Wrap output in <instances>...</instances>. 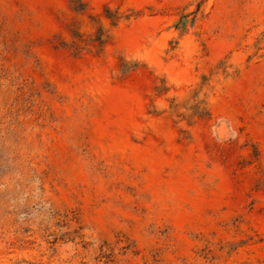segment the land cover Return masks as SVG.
Wrapping results in <instances>:
<instances>
[{
    "label": "rangeland",
    "instance_id": "1",
    "mask_svg": "<svg viewBox=\"0 0 264 264\" xmlns=\"http://www.w3.org/2000/svg\"><path fill=\"white\" fill-rule=\"evenodd\" d=\"M85 2L0 0V264H264V0Z\"/></svg>",
    "mask_w": 264,
    "mask_h": 264
},
{
    "label": "trees",
    "instance_id": "2",
    "mask_svg": "<svg viewBox=\"0 0 264 264\" xmlns=\"http://www.w3.org/2000/svg\"><path fill=\"white\" fill-rule=\"evenodd\" d=\"M72 9L80 14L85 15L88 12V3L85 0H71ZM90 25L93 29H96L94 33H91L89 38L85 37V33L81 32V28L78 25V22L73 21L68 29L71 33L72 40L69 42L62 41L60 46L63 48L72 49L75 55H79L86 48L92 46L97 49L98 53H101L106 47L110 36L105 28V20H109L112 25H118L122 20H127L131 18V15L125 14L119 11V9L112 10L109 6H106L104 17L96 18V16L90 15ZM188 25V21L179 22L177 27L184 30ZM141 66L139 61L129 62L125 58H120L119 62V73L123 77H128L132 72L138 70ZM158 93H166L168 91L165 83L162 82L159 86L156 87ZM202 105V104H201ZM201 105L197 106L195 116L199 118H208L211 114L205 108H201ZM177 104H172V108H176Z\"/></svg>",
    "mask_w": 264,
    "mask_h": 264
}]
</instances>
